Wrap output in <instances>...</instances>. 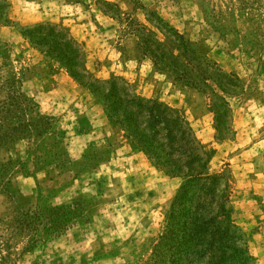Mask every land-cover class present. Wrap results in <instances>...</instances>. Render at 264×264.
Returning a JSON list of instances; mask_svg holds the SVG:
<instances>
[{"label":"rangeland","instance_id":"obj_1","mask_svg":"<svg viewBox=\"0 0 264 264\" xmlns=\"http://www.w3.org/2000/svg\"><path fill=\"white\" fill-rule=\"evenodd\" d=\"M112 77L214 150L264 264V0H0V264H146L182 178L123 158Z\"/></svg>","mask_w":264,"mask_h":264},{"label":"trees","instance_id":"obj_2","mask_svg":"<svg viewBox=\"0 0 264 264\" xmlns=\"http://www.w3.org/2000/svg\"><path fill=\"white\" fill-rule=\"evenodd\" d=\"M105 84L109 118L120 111L122 118L115 119L124 137L166 175L182 178L146 264H253L244 233L232 216L230 175L227 170H208L214 150L205 149L176 110L128 91L124 78L112 77Z\"/></svg>","mask_w":264,"mask_h":264},{"label":"crops","instance_id":"obj_3","mask_svg":"<svg viewBox=\"0 0 264 264\" xmlns=\"http://www.w3.org/2000/svg\"><path fill=\"white\" fill-rule=\"evenodd\" d=\"M110 124V123H109ZM111 127L113 128L114 126L111 125ZM117 130H119L121 132V130L117 127L116 128ZM91 133V130L89 132H86V133H80L79 135H77L75 137V139L73 141H71L69 143V148L71 149V155L74 157V158H78V156L80 155L81 153V150L83 148V145L86 143V141L88 140H91L92 138H90ZM122 135V134H121ZM85 141V142H84ZM124 147V145L122 146ZM122 154V153H121ZM123 158L124 159H133L135 158L136 160L138 161H145L147 159V157L145 156V154L141 151H126V153L124 152L123 154Z\"/></svg>","mask_w":264,"mask_h":264}]
</instances>
